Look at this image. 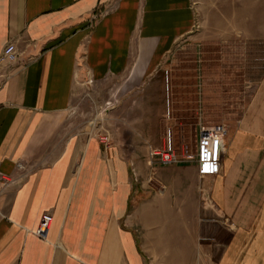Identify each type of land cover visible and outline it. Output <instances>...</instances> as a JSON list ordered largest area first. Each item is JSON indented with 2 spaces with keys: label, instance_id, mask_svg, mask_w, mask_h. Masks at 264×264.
<instances>
[{
  "label": "crops",
  "instance_id": "crops-1",
  "mask_svg": "<svg viewBox=\"0 0 264 264\" xmlns=\"http://www.w3.org/2000/svg\"><path fill=\"white\" fill-rule=\"evenodd\" d=\"M193 9L0 0V54L11 41L24 52L0 67L1 171L13 181L0 195V264H264V118L225 139L217 176L162 166L152 145L64 137L83 77L145 84L192 33ZM44 214L53 222L41 239Z\"/></svg>",
  "mask_w": 264,
  "mask_h": 264
},
{
  "label": "rangeland",
  "instance_id": "rangeland-1",
  "mask_svg": "<svg viewBox=\"0 0 264 264\" xmlns=\"http://www.w3.org/2000/svg\"><path fill=\"white\" fill-rule=\"evenodd\" d=\"M192 6V33L175 44L145 84L80 80L66 139L79 136L84 143L98 135L125 149L162 148L171 130L178 151L192 153L202 125L226 124L227 142L248 129L250 115L263 120V107L254 105L264 100V0H192Z\"/></svg>",
  "mask_w": 264,
  "mask_h": 264
},
{
  "label": "built area",
  "instance_id": "built-area-1",
  "mask_svg": "<svg viewBox=\"0 0 264 264\" xmlns=\"http://www.w3.org/2000/svg\"><path fill=\"white\" fill-rule=\"evenodd\" d=\"M24 52L21 51L14 41L9 42L0 54V67H13L20 62ZM229 133L226 124L214 126L202 125L196 135L195 149L192 153L179 152L175 146L171 130H168L166 141L162 148L150 147V159L162 166L195 165L202 177L217 176L222 172V151L225 148V139ZM104 142H110L109 138H103ZM13 182L10 177L1 171L0 161V195ZM53 222L50 214H44L35 230V235L41 239L47 237Z\"/></svg>",
  "mask_w": 264,
  "mask_h": 264
}]
</instances>
